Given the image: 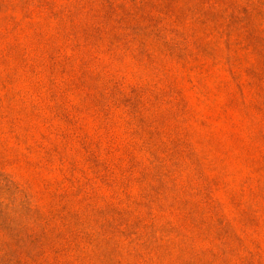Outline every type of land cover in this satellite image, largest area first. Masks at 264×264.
Here are the masks:
<instances>
[{"label": "rangeland", "instance_id": "374dc122", "mask_svg": "<svg viewBox=\"0 0 264 264\" xmlns=\"http://www.w3.org/2000/svg\"><path fill=\"white\" fill-rule=\"evenodd\" d=\"M0 264H264V0H0Z\"/></svg>", "mask_w": 264, "mask_h": 264}]
</instances>
